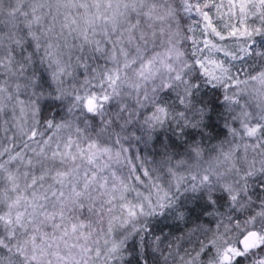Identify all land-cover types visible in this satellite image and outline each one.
<instances>
[{"label":"snow or ice","instance_id":"obj_1","mask_svg":"<svg viewBox=\"0 0 264 264\" xmlns=\"http://www.w3.org/2000/svg\"><path fill=\"white\" fill-rule=\"evenodd\" d=\"M257 37L264 0H0V264H264Z\"/></svg>","mask_w":264,"mask_h":264},{"label":"trees","instance_id":"obj_2","mask_svg":"<svg viewBox=\"0 0 264 264\" xmlns=\"http://www.w3.org/2000/svg\"><path fill=\"white\" fill-rule=\"evenodd\" d=\"M217 2H221V0H217ZM222 2L224 3V5H227L228 0H222ZM222 11H225L224 9H222ZM214 15V12H213ZM181 16V20L180 23L182 25L183 28H187L189 25H192L193 27L196 26V22L200 21L201 18L196 15L195 13L192 14H185L183 12H181L180 14ZM225 18H227L225 16ZM235 22V21H233ZM203 25L200 24V27H202ZM197 35H199V31L197 29ZM185 47L188 48L189 44H185ZM233 47H235V45H233ZM256 49L258 51H264V40H261L259 37H257V43L255 45ZM221 58H223V54H221ZM231 63L234 65V67L232 68L233 73L238 74L239 76L242 74L241 71H245V73H254L255 71L259 70L261 68L262 65H264V59L260 58V57H244L243 59H237L235 61H231ZM244 73V74H245ZM223 89H218L215 90V92H209V96H213V98H217L220 99L222 102V93ZM174 99V98H173ZM221 111H223V109H220ZM58 111L57 108L52 107L50 109H45L44 111V115L48 116L49 118H51L53 113H56ZM60 115H64V110L63 109H59ZM59 117H57L58 119ZM216 125L217 127H215L214 129L211 130L210 132V137L209 138H205L204 139V144L207 148H210L212 145L215 144H219L221 141L225 140V138L230 136L228 135V129L224 127V121L217 119L216 120ZM234 125V124H233ZM3 134L0 133V136H2ZM251 187L255 190H257V195H264V188H260V178H257V180L255 181V183H253L251 185ZM255 199V197H253ZM194 203H189L188 208H192L194 207ZM211 217H202L201 222H203V220H211ZM163 227L164 229V234L166 235H182V233L178 230L177 227V222L172 219L171 217H169L166 221H164L162 224L157 226V234H159V228ZM179 228H182L184 231L188 230V226L185 224H180ZM128 259H131V257H128Z\"/></svg>","mask_w":264,"mask_h":264},{"label":"rangeland","instance_id":"obj_3","mask_svg":"<svg viewBox=\"0 0 264 264\" xmlns=\"http://www.w3.org/2000/svg\"><path fill=\"white\" fill-rule=\"evenodd\" d=\"M241 72H242V74L240 75V77L243 78L245 71H241ZM233 126H237L238 127V125H236V124H234ZM228 139H231V136H229ZM257 178H259V177H257ZM257 178L255 179V181L257 180ZM241 219H243V218H241ZM238 234L239 233H237L236 235H238Z\"/></svg>","mask_w":264,"mask_h":264}]
</instances>
